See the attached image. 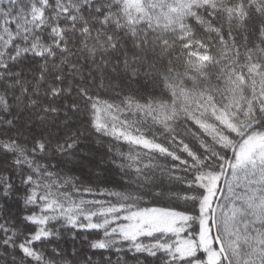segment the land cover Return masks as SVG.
<instances>
[{
  "label": "snow or ice",
  "instance_id": "6c2138e0",
  "mask_svg": "<svg viewBox=\"0 0 264 264\" xmlns=\"http://www.w3.org/2000/svg\"><path fill=\"white\" fill-rule=\"evenodd\" d=\"M0 264H264V0H0Z\"/></svg>",
  "mask_w": 264,
  "mask_h": 264
}]
</instances>
